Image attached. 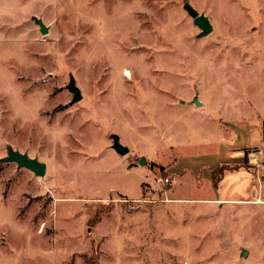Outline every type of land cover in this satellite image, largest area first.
<instances>
[{
    "label": "rangeland",
    "instance_id": "1",
    "mask_svg": "<svg viewBox=\"0 0 264 264\" xmlns=\"http://www.w3.org/2000/svg\"><path fill=\"white\" fill-rule=\"evenodd\" d=\"M238 114L264 119V0H0V264H264V209L173 192Z\"/></svg>",
    "mask_w": 264,
    "mask_h": 264
},
{
    "label": "crops",
    "instance_id": "2",
    "mask_svg": "<svg viewBox=\"0 0 264 264\" xmlns=\"http://www.w3.org/2000/svg\"><path fill=\"white\" fill-rule=\"evenodd\" d=\"M207 123L216 134L212 128L211 137L203 136L195 151H184H200L199 163H184L188 171L173 192L180 196L181 191L191 192V198L202 203L225 204L233 217L251 208L264 209V119L238 114L222 124ZM222 166L226 169L215 177L212 169L219 172Z\"/></svg>",
    "mask_w": 264,
    "mask_h": 264
},
{
    "label": "water",
    "instance_id": "3",
    "mask_svg": "<svg viewBox=\"0 0 264 264\" xmlns=\"http://www.w3.org/2000/svg\"><path fill=\"white\" fill-rule=\"evenodd\" d=\"M185 10L188 15L193 19L194 26L199 29L200 38L205 37L212 32V26L206 16L198 14L195 9L189 6H186ZM36 23L39 26L40 32L42 34H46L48 32V28L44 26L40 20H37ZM66 89L72 94L73 103L79 102L82 99L80 90L74 85L73 82H70L67 85ZM195 104L200 105V103L197 101H195ZM112 147L119 155H124L128 152V149L120 144L118 138H114ZM5 162L15 163L17 165V168L26 169L32 172L36 177H45L46 165L34 158H29L26 154H21L17 151L9 150L7 153V157L5 158Z\"/></svg>",
    "mask_w": 264,
    "mask_h": 264
},
{
    "label": "built area",
    "instance_id": "4",
    "mask_svg": "<svg viewBox=\"0 0 264 264\" xmlns=\"http://www.w3.org/2000/svg\"><path fill=\"white\" fill-rule=\"evenodd\" d=\"M162 182H163V183H168L169 180H168V179H164Z\"/></svg>",
    "mask_w": 264,
    "mask_h": 264
}]
</instances>
